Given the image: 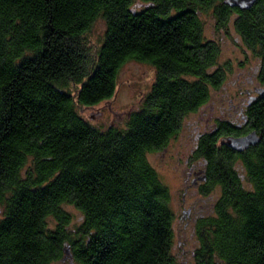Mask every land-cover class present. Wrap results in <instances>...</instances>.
I'll use <instances>...</instances> for the list:
<instances>
[{
	"label": "trees",
	"instance_id": "1",
	"mask_svg": "<svg viewBox=\"0 0 264 264\" xmlns=\"http://www.w3.org/2000/svg\"><path fill=\"white\" fill-rule=\"evenodd\" d=\"M224 2L0 0V264H183L182 214L149 155L230 71L203 16L234 31L264 87V0L248 10ZM130 61L152 66L151 88L125 127L94 126L80 111L113 99ZM233 130L218 120L195 138L189 159L204 166L212 200L188 264H264V88L259 143L239 155L221 144Z\"/></svg>",
	"mask_w": 264,
	"mask_h": 264
},
{
	"label": "rangeland",
	"instance_id": "2",
	"mask_svg": "<svg viewBox=\"0 0 264 264\" xmlns=\"http://www.w3.org/2000/svg\"><path fill=\"white\" fill-rule=\"evenodd\" d=\"M202 22L205 27V37L216 40L221 46L222 54L219 59V66L226 67L228 65L230 71L226 75L224 84L219 89L211 90L209 102L197 113L186 117L181 132L170 141L168 147L164 151L149 155V161L157 170L162 181L170 189L172 209L177 214L180 212L181 197L186 186L185 179L187 178L188 170L185 162L189 159L195 147L196 136L211 132L218 120H226L228 118V112L231 109L229 100L241 97L243 73L257 62L252 54L244 51V47L240 42H236L237 36L232 29L216 30L210 15L203 16ZM104 30V22L98 20L91 34L93 43H100ZM153 81L154 69L152 66L137 61H130L122 67L119 73L118 89L115 97L95 107L84 108L80 113L98 128L104 129L112 125L125 127L128 113L141 106L142 100L151 88ZM259 84L257 85L258 88L263 89L264 87ZM188 196V202L194 203L198 200L191 189ZM204 200L205 202L198 201L200 203L198 208H205V212L209 213L211 210L210 200L212 199L204 198ZM68 209L78 221L79 213L72 207ZM174 226L176 242H188L185 235L189 236V231L187 230L185 234L184 223L177 220ZM178 247L181 249L179 244ZM181 255L180 262L188 264L190 261L188 244H186L185 250Z\"/></svg>",
	"mask_w": 264,
	"mask_h": 264
},
{
	"label": "flooded vegetation",
	"instance_id": "3",
	"mask_svg": "<svg viewBox=\"0 0 264 264\" xmlns=\"http://www.w3.org/2000/svg\"><path fill=\"white\" fill-rule=\"evenodd\" d=\"M256 73L257 70L255 63L253 67L247 69V71L243 73V89L240 91L241 97L239 99L229 100V105L232 110H229L228 118L224 121H226L229 126L236 129L237 133L233 130L231 133L224 136L221 140L222 145H228L231 138H244L252 133H255L256 135V96L259 93L257 85L260 83ZM255 147L256 145L249 146V148L240 152L239 155L246 154ZM185 163L187 165L188 172L187 178L185 179L186 186L184 187L180 203V212L182 214L181 220L185 223V234L187 230L189 231V236L185 235L188 242L184 243L189 245V251L193 252V258L195 259L196 257L194 251L199 246V240L196 237V225L199 218L203 217L204 213H206L205 208H198L200 205L198 201L205 202L202 185L206 180H201L205 174L204 166L201 162H190V159H188ZM190 189L193 190V195L198 199L194 203L188 202Z\"/></svg>",
	"mask_w": 264,
	"mask_h": 264
},
{
	"label": "water",
	"instance_id": "4",
	"mask_svg": "<svg viewBox=\"0 0 264 264\" xmlns=\"http://www.w3.org/2000/svg\"><path fill=\"white\" fill-rule=\"evenodd\" d=\"M258 0H225V4L232 8H239L241 10H248L252 8ZM260 138L257 136V133L250 134L244 138H231L229 140L230 147L237 151L242 152L243 150L258 144Z\"/></svg>",
	"mask_w": 264,
	"mask_h": 264
}]
</instances>
